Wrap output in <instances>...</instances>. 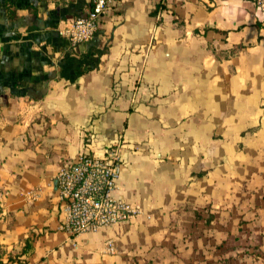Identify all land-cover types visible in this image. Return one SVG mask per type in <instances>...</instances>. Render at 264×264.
Masks as SVG:
<instances>
[{"label": "crops", "instance_id": "obj_1", "mask_svg": "<svg viewBox=\"0 0 264 264\" xmlns=\"http://www.w3.org/2000/svg\"><path fill=\"white\" fill-rule=\"evenodd\" d=\"M89 10L0 0V264H223L221 243L256 245L264 264V12L123 0L72 47L62 31ZM114 142L111 195L142 212L73 239L57 174Z\"/></svg>", "mask_w": 264, "mask_h": 264}, {"label": "built area", "instance_id": "obj_2", "mask_svg": "<svg viewBox=\"0 0 264 264\" xmlns=\"http://www.w3.org/2000/svg\"><path fill=\"white\" fill-rule=\"evenodd\" d=\"M122 1L90 0L88 13L69 22L62 34L72 47L91 41L101 18ZM252 1L259 12H264V0ZM122 147L121 142L108 144L101 155L82 153L60 168L56 177L61 209L59 229L71 238L127 222L142 212L139 206L111 195L124 167ZM108 244L112 251V241Z\"/></svg>", "mask_w": 264, "mask_h": 264}, {"label": "rangeland", "instance_id": "obj_3", "mask_svg": "<svg viewBox=\"0 0 264 264\" xmlns=\"http://www.w3.org/2000/svg\"><path fill=\"white\" fill-rule=\"evenodd\" d=\"M242 149V147H240ZM256 161V165H258V163L260 164V162H264V155L261 158H255ZM257 197L255 193H249L248 198H255ZM241 202L238 204V208L240 209ZM0 207H1V200H0ZM253 209V207H250V210ZM235 215H239V213H236ZM239 226V224H237ZM240 241V238L237 237L234 239V241ZM235 243V242H234ZM221 246H219V256H220V260L223 262V264H243L245 262L249 263V264H254L256 263L259 259L260 256H262L257 250H256V245L250 246L248 244H233L229 247V249H233L234 251L230 252L229 254H226L224 251L227 250L226 249H220V247L223 246V244H220ZM229 245V244H228ZM256 247V248H255ZM1 258V257H0ZM2 262V260L0 259V263ZM17 264H23L20 261H17Z\"/></svg>", "mask_w": 264, "mask_h": 264}, {"label": "trees", "instance_id": "obj_4", "mask_svg": "<svg viewBox=\"0 0 264 264\" xmlns=\"http://www.w3.org/2000/svg\"><path fill=\"white\" fill-rule=\"evenodd\" d=\"M32 247V244L30 243V241L28 240L24 249V252H26L27 250H29Z\"/></svg>", "mask_w": 264, "mask_h": 264}, {"label": "water", "instance_id": "obj_5", "mask_svg": "<svg viewBox=\"0 0 264 264\" xmlns=\"http://www.w3.org/2000/svg\"><path fill=\"white\" fill-rule=\"evenodd\" d=\"M57 185H58V181L57 179H55V186L57 187Z\"/></svg>", "mask_w": 264, "mask_h": 264}]
</instances>
